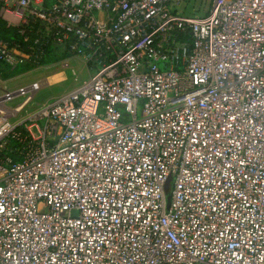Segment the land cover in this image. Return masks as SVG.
<instances>
[{
	"label": "built area",
	"instance_id": "built-area-1",
	"mask_svg": "<svg viewBox=\"0 0 264 264\" xmlns=\"http://www.w3.org/2000/svg\"><path fill=\"white\" fill-rule=\"evenodd\" d=\"M184 2L0 0V65L88 75L0 88V264H264V0Z\"/></svg>",
	"mask_w": 264,
	"mask_h": 264
},
{
	"label": "rangeland",
	"instance_id": "rangeland-1",
	"mask_svg": "<svg viewBox=\"0 0 264 264\" xmlns=\"http://www.w3.org/2000/svg\"><path fill=\"white\" fill-rule=\"evenodd\" d=\"M212 0H186V2L180 4L177 7V12L180 15L187 16L189 18H202L208 13ZM61 56L53 57L47 56L42 66L35 68L29 64H18V66L11 72L10 68L2 70L3 75L11 77L14 74H20L22 77L16 79L14 82L9 81L8 88L15 90L20 86H27L33 81L46 80L45 84L35 95L32 104L28 106L22 115L27 111L36 109L41 104L52 101L61 94L68 92L79 85L82 81L88 79L86 70L82 63L77 60H71L70 66L75 70V74L72 75L70 69H60L58 62ZM21 99H15L8 103L9 107H13L18 104ZM172 189V180L168 179L164 185V191L167 197H170Z\"/></svg>",
	"mask_w": 264,
	"mask_h": 264
},
{
	"label": "trees",
	"instance_id": "trees-1",
	"mask_svg": "<svg viewBox=\"0 0 264 264\" xmlns=\"http://www.w3.org/2000/svg\"><path fill=\"white\" fill-rule=\"evenodd\" d=\"M0 39L7 43H15L20 45L22 48L25 47L27 41H25L21 36H19L13 29H8L4 22L0 20ZM4 66V65H0Z\"/></svg>",
	"mask_w": 264,
	"mask_h": 264
},
{
	"label": "crops",
	"instance_id": "crops-1",
	"mask_svg": "<svg viewBox=\"0 0 264 264\" xmlns=\"http://www.w3.org/2000/svg\"><path fill=\"white\" fill-rule=\"evenodd\" d=\"M50 1H53V0H50ZM0 20L2 21V22H4L5 23V25H6V27L8 28V29H13L16 33H17V29L15 28V27H13V26H9L7 23H6V21L5 20H3L1 17H0ZM58 56H60V55H56L55 57L57 58ZM54 57V56H53ZM23 64H27V63H23ZM18 66V65H17ZM17 66H15V67H9V66H7V65H4V66H1L0 67V88L2 89V88H5V89H7V90H10L9 88H8V82L9 81H11V82H14L16 79H19V78H21L22 76L19 74H14L13 76H11V77H6V76H4L3 75V72H2V70H4L5 68L7 69V68H10V70H11V72H13V70L17 67ZM35 68H37L36 66H34ZM48 78H49V76H48ZM48 78H47V82L49 81L48 80ZM34 82V81H33ZM48 83H50V82H48ZM20 87H22V86H20ZM19 88V87H18ZM1 94V93H0ZM41 105H43V104H41ZM40 105V106H41ZM39 107V106H38Z\"/></svg>",
	"mask_w": 264,
	"mask_h": 264
}]
</instances>
